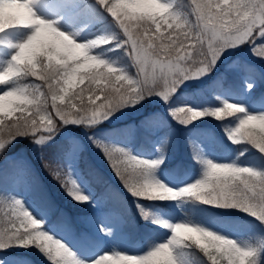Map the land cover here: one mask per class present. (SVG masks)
<instances>
[{
    "label": "snow or ice",
    "instance_id": "1",
    "mask_svg": "<svg viewBox=\"0 0 264 264\" xmlns=\"http://www.w3.org/2000/svg\"><path fill=\"white\" fill-rule=\"evenodd\" d=\"M50 3L0 0V34L32 29L23 42L0 41L16 49L0 69V262L21 264L19 249L35 248L49 264H180L177 249H186L199 254V264H264V230L250 231L241 243L200 222L151 216L139 203L141 218L151 220L153 231L145 235L138 254L108 251L100 243L91 251L75 247L64 229L51 222L54 205L34 165L22 153L9 155L20 140H29L63 195L77 205L96 207L98 201L86 190L92 172L79 167L78 142L57 158L46 155L45 145L55 143L70 125L92 132L115 112L155 96L168 106V116L184 126L209 117L234 119L224 128L228 141L255 149L260 162H217L195 155L202 165L200 177L169 187L155 175L162 157L145 159L89 135L124 190L134 201L190 198L219 215L243 212L264 229V95L258 87L264 75L239 65L248 91L220 77L210 89L219 106L193 107L186 97L180 106H171L190 87L186 81L211 78L229 49L247 47L264 60V0H65L57 18L38 13L37 5ZM98 22L105 35L76 38L82 25ZM105 50L119 51V61L103 58ZM154 123L148 117L142 125L151 133ZM110 221L105 215L93 223L107 236ZM161 229L166 239L154 234ZM75 236L90 241L88 234Z\"/></svg>",
    "mask_w": 264,
    "mask_h": 264
},
{
    "label": "rangeland",
    "instance_id": "2",
    "mask_svg": "<svg viewBox=\"0 0 264 264\" xmlns=\"http://www.w3.org/2000/svg\"><path fill=\"white\" fill-rule=\"evenodd\" d=\"M64 3L65 0H51L48 6L37 5V11L46 18H57V10ZM63 22L61 20V23ZM77 31L80 32V35L76 37L78 40L92 39L106 34L102 23L99 22L86 26L82 25ZM31 32L32 29H10L4 34H0V41H11L13 44L20 43ZM15 51V48H8L5 43H0V69L6 66ZM100 54L103 58L112 61H119L121 56L119 51L105 50ZM245 64L254 67L258 73L264 75V60L254 57L249 48L229 49L228 52L221 56L220 62L217 63L211 74V78L203 77V83L201 80L186 81L185 83L190 87L181 92L171 106H180L179 100L182 97L190 98L193 107L219 106V102L213 98L210 89L220 77H224L229 84H235L236 87L248 91L244 74L239 68V65ZM258 87L260 94L264 95V81H260ZM75 90L77 89L74 88L73 91ZM245 106L248 107L247 104ZM167 108L168 106L164 105L158 97L153 96L143 101L142 106L137 105L134 109L124 108L115 112L108 120L97 125L92 132H86L83 127L76 128L70 125L67 130L56 138V141L63 138L67 140V150L71 147L73 141L78 142L80 154L87 149L93 162L120 185L117 186L113 183L118 188L109 185L110 187L101 196L97 195L99 192L96 194L95 190L88 185L86 190L94 196L93 202L98 201L96 207H93L92 204L77 205L67 199L56 181L43 169L38 159L40 150L35 149L29 140H20L19 143L10 149L9 155L18 152L22 153L34 165L41 182L51 189V194L57 196L61 202L67 200L66 204L65 201L63 202L67 209H61L63 212L61 218L66 220V223L62 221L63 223L58 225L64 229L63 234L72 241L75 247L91 251L95 243H100L108 251L126 250L130 254H138L141 250L139 246L143 243L145 235L152 232L153 229L148 227L151 224V220L141 218L140 211L136 206L137 203L141 204L143 209L151 216L159 215L170 222L190 219L194 222L202 223L205 227L211 226L214 230L230 234L233 238L240 240L241 243H244L243 237L250 231L264 230L261 229L258 222L253 221L251 217L245 216L243 212H233L239 216L234 217L236 222L228 223L226 218L228 215H219L214 209V211L206 209L208 212H205L203 209L205 207L209 208L208 206L190 198L162 202L163 204L171 205L170 208L163 207L159 201L158 203L156 201H134L121 186L120 181L113 175L100 149L96 148L92 141L88 139V136L92 135L105 143L125 147L132 154L149 160L162 157L163 163L156 169L155 175L169 187H173L176 184L183 187V181L191 183L200 177L202 165L194 159L195 155L213 159L217 162H230L232 159H235L238 163L244 162L247 164L260 162L257 159L260 154L255 149H240L239 145H232L228 141L224 128L233 125L235 123L234 119L232 121L218 122L209 117L184 126L176 123L175 120L168 116ZM148 117L155 118L151 133L146 132L142 125V122ZM238 150H242L243 155H239ZM253 153L255 154L254 156L252 155ZM246 157L247 159H245ZM118 204H122L126 213H131L127 222L121 214L115 211L117 209L115 205ZM56 210L59 209L56 208ZM165 213H168V215H165ZM105 215L111 219L110 222H106V226L109 229L107 236L99 233L93 223L94 220L102 219ZM52 216L53 213L50 218ZM77 222L80 226L76 225L77 228L73 229L71 225H75ZM0 223H3V221L0 220ZM77 233L88 234L90 241L77 239L75 236ZM154 234L167 238L164 229ZM29 250L34 249H19L18 258L21 264H35L34 257L30 255ZM40 254L38 250H34L35 256H40ZM261 257H264V252L261 253ZM177 258L180 264H195L185 249H177Z\"/></svg>",
    "mask_w": 264,
    "mask_h": 264
},
{
    "label": "trees",
    "instance_id": "3",
    "mask_svg": "<svg viewBox=\"0 0 264 264\" xmlns=\"http://www.w3.org/2000/svg\"><path fill=\"white\" fill-rule=\"evenodd\" d=\"M67 149V141L66 139H60L56 141L55 143H50L45 146L44 152L49 156L53 158L59 157L65 150ZM81 160L79 167L81 170H90L92 172V175L89 177V183L91 186H93L98 192H103L104 189L108 185H112L114 188H118L117 186H120L113 178H110L109 175L102 169H100L95 162L90 157V154L87 149H85L83 152H81ZM113 183H115L117 186H114ZM49 189V188H47ZM118 192V191H117ZM49 193V192H48ZM57 195V194H56ZM49 196L51 198V201L53 202V205L55 203H62L61 200L57 198L54 194H50ZM158 203V201H156ZM162 205H164L162 202H160ZM120 208V207H119ZM206 208V207H205ZM122 211H124L122 208H120ZM208 210H211L212 208H206ZM213 210V209H212ZM125 212V211H124ZM229 218H233L232 216H229ZM34 249L35 248H29ZM34 250H29V253L32 257H34L35 264H49V262L44 258L42 254L40 256L34 255ZM186 250V249H185ZM189 253V256L192 258L193 262L195 264H199V254L195 252V250H186Z\"/></svg>",
    "mask_w": 264,
    "mask_h": 264
}]
</instances>
